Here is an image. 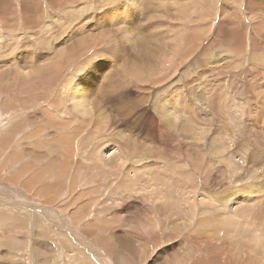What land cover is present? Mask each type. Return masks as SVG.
<instances>
[{"label": "rangeland", "instance_id": "374dc122", "mask_svg": "<svg viewBox=\"0 0 264 264\" xmlns=\"http://www.w3.org/2000/svg\"><path fill=\"white\" fill-rule=\"evenodd\" d=\"M2 1L0 264H264V0Z\"/></svg>", "mask_w": 264, "mask_h": 264}, {"label": "bare ground", "instance_id": "6f19581e", "mask_svg": "<svg viewBox=\"0 0 264 264\" xmlns=\"http://www.w3.org/2000/svg\"><path fill=\"white\" fill-rule=\"evenodd\" d=\"M180 1H181V0H180ZM190 1H192V0H190ZM224 1L227 2L228 0H224ZM2 2L4 3V4H3V6H4V5H5V0H3ZM2 2H1V3H2ZM195 2H196V1H195ZM197 2H198V1H197ZM198 3H199V2H198ZM194 4H195V3H194ZM194 4H193V5H194ZM184 7L187 8L188 6L186 7V5H185ZM193 7H194V6H193ZM202 8H203V7H202ZM219 8H220V7H219ZM189 9H190V8H189ZM186 11H187V10H186ZM187 12H188V11H187ZM2 13H3V12H2ZM192 14H193V13H192ZM200 14H201V13H200ZM202 14H204V13L202 12ZM30 15H31V13H30V12H27V14H26V19L30 18ZM222 15H223V14H222ZM1 16H2V15H1ZM189 16H190V15H189ZM197 17H198V16H197ZM201 18H203V17H201ZM231 18H232V17H231ZM234 19H235V18H234ZM234 19H233V20H234ZM202 20H204V19H202ZM187 21H188V20H187ZM230 27H231V26H230ZM218 29H219V28H218ZM62 31H64V30H62ZM229 31H230V30H228V32H229ZM6 32H10V31L8 30V31H6ZM60 32H61V30H60ZM55 33H56V37L58 36V38H59V37H60L59 34L61 35L62 32L59 33V31L56 30ZM194 33H195V32H194ZM218 33H219V32H218ZM7 34H8V33H7ZM190 34H191V33H190ZM8 35H9V34H8ZM10 35H11V34H10ZM51 36H52V35H51ZM62 36H63V35H62ZM62 36H61V37H62ZM186 36H187V35H186ZM189 36H190V35H189ZM54 37H55V36H54ZM56 37H55V38H56ZM61 37H60V38H61ZM239 37H240V36H239ZM222 38H223V37H222ZM56 39H57V38H56ZM239 43H240V42H239ZM70 44H71V42H70ZM10 46H11V43H10V42H8V43H7V42H3V43L0 42V48H2V50H3V49H8V50H9V49H10ZM61 49H62V48H61ZM66 49H67V48H66ZM0 50H1V49H0ZM67 50H68V51L72 50L71 52H67V51H66V52H67V55H68V56H73L74 54H76L77 47H76L75 45H72V44H71V47H69ZM9 51H11V50H9ZM0 54H1V52H0ZM59 55H60V53H59ZM66 57H67V56H66ZM2 60H3V59H2ZM50 65H51V64H50ZM55 66H56V65H55ZM82 66H83V65L79 66L78 70L82 69ZM123 66H124V65H123ZM30 67H31V66H30ZM58 67H59V66H57V68H58ZM60 67H61V66H60ZM76 67H77V66H76ZM83 67H84V66H83ZM53 68H54V67H53ZM62 68H63V67L60 68L61 71H63ZM31 69H32V72L28 73V75H27L28 78H29V76H31V75L33 74V71L36 69V67H35L34 65H32V68H31ZM118 69H119V68H118ZM54 70H55V69H54ZM71 70L74 71V68L71 69ZM50 71H51V70H50ZM58 71H59V70H58ZM58 71H57V74H58ZM61 71H59V74H60ZM80 71H82V70H80ZM123 71H124V70H123ZM130 71H131V70H130ZM9 72H10V71H9ZM74 72L76 73V70H75ZM114 72H115V71H114ZM77 73H78V72H77ZM115 73H116L115 75H116V77H117V75H118L119 73H118V74H117V72H115ZM147 73L151 74L152 71H151L150 69L147 68ZM12 74L14 75V80H15V81H17V82H21V81L23 80V78L21 77L20 73H19L17 70H16V72H15V71L12 72ZM55 74H56V73H55ZM59 74H58V75H59ZM72 74H73V73H72ZM111 74H112V73H111ZM121 74H122V75H121ZM121 74H120L121 76H123V74H124V76H125L126 79H127V80H126L127 82H131L130 78H131V79H132V78H137V79L142 80V75L140 74V72H139V74H138L137 72H135V70H134V72H129V70H126V71H124V72L121 73ZM113 75H114V74H113ZM120 75H118V78H119ZM62 76H63V75H62ZM124 76H123V79H124ZM52 77H53V76H52ZM105 78H106V77H105ZM121 78H122V77H121ZM121 78H120V79H121ZM25 79H26V78H25ZM137 79H136V80H137ZM124 80H125V79H124ZM146 80H147V79H146ZM122 81H123V80L121 79V83H122ZM138 81H139V80H138ZM12 82L14 83V81H12ZM123 82H124V81H123ZM143 82H144V81H143ZM119 84H120V83H119ZM119 84H118V85H119ZM122 84H123V83H122ZM125 84H126V83H125ZM125 84H124V85H125ZM141 84H142V83H141ZM116 85H117V84H116ZM116 85H115V86H116ZM124 85H123V86H124ZM126 85H127V84H126ZM130 85H131V84H130ZM139 85H140V83H139ZM128 86H129V85H128ZM83 87H84V86H83ZM120 87H121V85H120ZM141 87H142V86H141ZM81 91H83V90H81ZM101 92H102V91H101ZM101 92H100V94H102ZM76 93H77V91H76ZM79 93H80V92H79ZM87 93H88V92H87ZM103 93H104V92H103ZM84 94H85V93H84ZM97 95H98V94H97ZM180 112H181V110H180ZM178 114H179V113H178ZM175 117H176V116H175ZM179 121H180V119H179ZM105 128H106V127H105ZM218 141H219V140H218ZM123 153H124V151H123ZM94 156H95V155H94ZM123 156H124V155H123ZM124 157H125V156H124ZM124 160H125V159H124ZM120 161H121V160H120ZM119 164H120V162H119ZM117 165H118V164H117ZM131 167H132V166H131ZM133 177H134V176H133ZM93 186H94V185H93ZM76 189H77V188H76ZM263 190H264V189H263ZM87 208H88V207H87ZM78 210H80L79 207H78Z\"/></svg>", "mask_w": 264, "mask_h": 264}]
</instances>
